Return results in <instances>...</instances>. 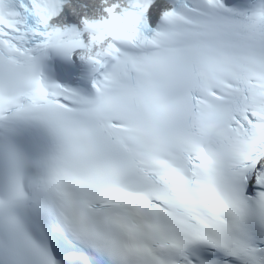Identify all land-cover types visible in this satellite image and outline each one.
Segmentation results:
<instances>
[{
    "label": "snow or ice",
    "instance_id": "snow-or-ice-1",
    "mask_svg": "<svg viewBox=\"0 0 264 264\" xmlns=\"http://www.w3.org/2000/svg\"><path fill=\"white\" fill-rule=\"evenodd\" d=\"M0 264H264V0H0Z\"/></svg>",
    "mask_w": 264,
    "mask_h": 264
}]
</instances>
